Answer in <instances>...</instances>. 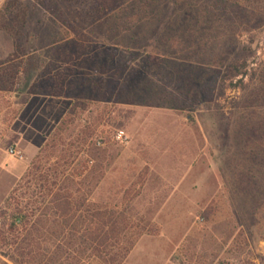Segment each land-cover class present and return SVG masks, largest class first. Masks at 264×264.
<instances>
[{"label":"rangeland","instance_id":"1","mask_svg":"<svg viewBox=\"0 0 264 264\" xmlns=\"http://www.w3.org/2000/svg\"><path fill=\"white\" fill-rule=\"evenodd\" d=\"M0 24V209L41 155L36 176L127 217L89 264H264V0H2ZM44 208L0 264L30 263L29 242L40 264L84 262L74 220Z\"/></svg>","mask_w":264,"mask_h":264},{"label":"trees","instance_id":"2","mask_svg":"<svg viewBox=\"0 0 264 264\" xmlns=\"http://www.w3.org/2000/svg\"><path fill=\"white\" fill-rule=\"evenodd\" d=\"M92 2L101 10L119 9L120 6L124 4V0H92ZM145 5H147V3H145ZM145 5L143 7H145ZM147 9L148 8H146V10ZM0 27H2L1 24ZM242 65H244V63L240 61L228 64L224 72L225 78L234 79L240 76L243 73L241 69ZM40 157L41 155L35 159L27 175L13 189L11 194L7 197L3 207L0 209V216L4 215L7 213L8 207L13 204L12 202L17 201L16 206L13 209L11 208V221L9 223L0 221V240H6V233L12 234L15 232L17 225L22 224L24 227H27L28 223H30L29 221H31L30 217L36 215L41 207H45L51 210V214L63 218V221L66 223H71L72 220H74L73 230L78 229L77 231H81L79 243L81 247V257L84 259V262L81 264H89V260L92 256H103L102 258L104 261H108L106 255L109 254V252L106 251V249L110 244L117 243V241L120 240L119 237L121 234L127 230L129 226L127 217L124 214H118L114 209L108 207L101 209L94 202L88 201L89 199L87 196L89 194L85 192L81 194V190L74 189V180L70 177L60 178L59 175L49 176L48 173L43 172L36 176L40 168V166L37 165ZM37 182L38 188L42 189V191H36L38 189L36 187ZM26 185L28 188L34 185V189L32 190L31 200L25 202L23 205V202L18 200L17 195ZM40 192L41 194H39ZM33 197H36V199ZM45 203L46 205L44 206ZM30 209L31 211H29ZM44 213H46V211ZM48 215H46L48 218L44 219L43 223L49 220L51 215ZM24 217H26L27 220H24ZM27 217H29V219ZM40 218L42 217L37 219ZM35 226L36 225H34V227ZM28 245L30 247H28ZM28 245L26 248L27 250H24L22 254L27 255L28 258L31 256V262L28 263L25 260L19 261V259L16 258H14V261L19 264H40L37 260L35 262V249L39 247L32 246L30 242ZM132 246L133 241L123 247L119 256H112L111 259L119 262L127 255ZM70 264H72V261Z\"/></svg>","mask_w":264,"mask_h":264},{"label":"built area","instance_id":"3","mask_svg":"<svg viewBox=\"0 0 264 264\" xmlns=\"http://www.w3.org/2000/svg\"><path fill=\"white\" fill-rule=\"evenodd\" d=\"M1 2H2V0H0V3ZM125 136H126V133H125V131L123 129H120V130L117 131V138L118 139H124ZM11 152L14 153V154H18V155L21 154V151L18 148H16V147H12L11 148Z\"/></svg>","mask_w":264,"mask_h":264}]
</instances>
